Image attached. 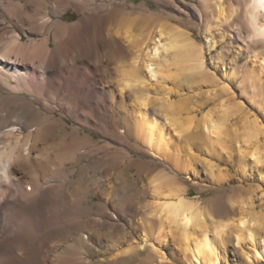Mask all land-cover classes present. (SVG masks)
Masks as SVG:
<instances>
[{
    "label": "bare ground",
    "instance_id": "6f19581e",
    "mask_svg": "<svg viewBox=\"0 0 264 264\" xmlns=\"http://www.w3.org/2000/svg\"><path fill=\"white\" fill-rule=\"evenodd\" d=\"M150 1L163 9L0 0V264H224L226 227L236 246L249 244L246 264L264 262V43L242 24L251 0ZM201 99L213 104L197 118L201 104L186 105ZM202 138L217 153L229 141L243 178L251 161L260 211L236 187L207 204L188 196L180 175L202 184ZM207 164L212 183L229 177ZM236 206L242 214L219 224Z\"/></svg>",
    "mask_w": 264,
    "mask_h": 264
},
{
    "label": "rangeland",
    "instance_id": "374dc122",
    "mask_svg": "<svg viewBox=\"0 0 264 264\" xmlns=\"http://www.w3.org/2000/svg\"><path fill=\"white\" fill-rule=\"evenodd\" d=\"M134 2H137L138 4H142L143 2H147L149 5H151V7H152V10H162L163 9V7L162 6H159V5H157V4H155V3H153V1H150V0H133ZM178 2L179 3H181V1L180 0H178ZM185 2H188V3H191V2H195V3H197L196 2V0H185ZM174 4H176V3H174ZM182 4V3H181ZM165 13H166V15L167 14H176V12L175 11H171V10H169V9H166V11H165ZM66 16H71V17H69L68 19H69V21H72V20H74L75 18H77L78 16H79V14L77 13V11H75V10H73L72 8L71 9H69L68 11H67V14L65 15V17ZM183 17V19L185 20V21H191V24L194 26V27H189V31L192 33V35L194 36V38L196 39V40H198L199 42H201L202 41V36H200V34L198 33L199 31V28H198V26H196V20H193L192 18H190V17H188V16H182ZM191 19V20H190ZM191 24H189V25H191ZM197 28V29H196ZM229 40L227 41V42H225L224 44H221L220 46H218V47H223V46H225V45H228L229 44ZM232 53L230 52L229 53V55L226 57V60L228 61L227 63H229L231 60H232V58H233V56L231 55ZM213 53L211 54V55H209V58L211 59V60H213ZM232 56V57H231ZM249 55H246V54H243V55H240V57H239V61L237 62V67H240L241 68V70L243 69L244 70V68H245V66L247 65V64H249ZM240 80H241V78H239V79H236L235 81H234V83L235 84H233V86H234V88L236 89V91H237V93L240 95V93H241V98L243 99V101H244V103L246 104H249V101L247 100V98L245 97V96H243V90H244V88L243 87H241L239 84H240ZM240 87H239V86ZM205 88H206V85H205ZM242 89V90H241ZM179 92H182V91H179ZM183 92H185V94H186V91H183ZM176 95L174 96V99L175 100H177L176 98H178V100H179V95H181V94H184V93H181V94H179V93H175ZM177 94H179V95H177ZM237 94V95H238ZM186 96H189L188 94L186 95ZM241 98H238L237 97V99L238 100H242ZM246 98V99H245ZM193 101V100H192ZM188 102L187 103V105H186V107H187V109L189 108V110H191L192 108H195V107H199L200 106V104H201V106H200V108H199V110H198V112H197V118H199V117H201L202 115H201V113L203 114V112H205L206 110H207V108L209 107H211L212 106V104H213V101L212 100H209V101H207L206 99H201L199 102L197 101L195 104H197V105H193L194 104V102ZM203 102V103H202ZM212 102V103H211ZM199 103V104H198ZM204 103H206L205 105H204ZM211 103V104H210ZM192 105V106H191ZM204 105V106H203ZM211 105V106H210ZM249 105H251V104H249ZM194 106V107H193ZM208 108V109H209ZM186 111H188V110H186ZM260 112V111H259ZM195 113H193V115H194ZM199 114V115H198ZM190 116H192V115H190ZM233 121V120H232ZM232 121H229V122H232ZM195 122H197V121H195ZM228 122V123H229ZM82 131L83 132H85L84 131V129H82ZM227 139V138H226ZM94 140H101V136L99 135V134H96V133H94ZM200 140H202V141H200ZM200 140H198L197 139V141H198V144L200 143L201 144V146H200V154L198 155V158H199V162H198V166H196L197 167V172L199 173V176H200V179L202 180V184H199V188L198 189H196L195 188V186L193 185L194 184V181L191 179V178H188L187 176H185V175H183V174H181L180 175V179L184 182V180H185V184H186V186L188 187V196L189 197H191V198H193V199H197V200H199V201H201L202 202V204H207L208 202H212V200L214 199V197H217V196H221L222 195V198L224 199V198H226L227 196H228V192L230 191V188L231 187H233L234 189H238V191L236 190V192H238L240 195L242 194V196H239V199H240V201L242 200L243 201V203H248V201H249V203H250V201H253V203H252V205L254 206L252 209H253V211H256V212H258V211H260V209H261V204H262V200H261V194H262V192L263 191H259V190H254L256 187H257V183H256V178L258 177V173L256 172L257 170L255 169V168H253V165H252V163H251V161L249 160V159H247V162H246V169H247V175L243 178L242 177V175H240L241 174V171H240V166H241V162H240V159L238 158L239 156V153L237 154V152H236V149H232L231 147V144H229L230 142L229 141H227L226 140V142H228V144L227 145H229L230 147H226V148H229L230 149V151H226L225 149H223L222 150V147H221V149H219L220 150V152L219 153H217L218 152V148H217V150L216 149H214V148H212V146L210 147L209 146V142L205 139V138H202V139H200ZM206 142H207V144H206ZM202 143L203 144H206V145H202ZM204 147V150H203V147ZM207 146H209V147H207ZM206 148V149H205ZM208 148V149H207ZM210 148V149H209ZM212 148V149H211ZM220 148V147H219ZM228 149V150H229ZM210 150H212V151H210ZM213 150L214 151H216V152H213ZM235 152V155H234V152ZM201 152H203V153H201ZM211 153V154H210ZM212 153H215V154H217V155H215L214 156V154L212 155ZM220 153H223V155L222 154H220ZM232 153V154H231ZM135 155H137V157H140V158H142V159H144V160H150V159H152V157L151 156H148V155H144V154H139V153H134ZM218 155H220V157L218 156ZM231 155H233V156H231ZM212 156V157H211ZM214 156V157H213ZM223 157V158H222ZM232 158L233 159V161H232V159H229V160H226V158ZM236 158H238V159H236ZM207 160H210V161H212L215 165H217V166H222V167H224V168H227V172L229 173V177H231V178H227L226 180H224V181H222L220 184L218 183V184H214V183H212L211 182V179H213V175H212V173H211V171L210 170H207L208 169V164H207ZM227 161V162H226ZM250 161V162H249ZM205 162V163H204ZM154 163H156V164H158L159 166H161V167H165V165H164V163L163 162H161V161H157L156 162V160H154ZM160 163V164H159ZM203 164H205V165H203ZM164 165V166H163ZM201 165V166H200ZM240 165V166H239ZM195 167V168H196ZM207 167V168H206ZM168 169H170L169 167H167ZM200 168V169H199ZM250 169V170H249ZM200 170V171H199ZM210 171V172H209ZM240 171V172H239ZM252 174V175H251ZM186 180H189V181H186ZM148 181H146V183H147ZM251 185V186H250ZM254 186V187H253ZM236 187V188H235ZM239 187H241V190H239L240 188ZM243 187V188H242ZM251 189V190H249V188ZM232 189V188H231ZM254 190V193L252 192ZM221 191H228L227 193H220ZM240 191V192H239ZM243 192V193H242ZM248 192V193H247ZM245 193V194H244ZM230 194H232L231 192H230ZM244 194V195H243ZM248 194H250V195H248ZM237 195V194H236ZM241 197V198H240ZM244 199H248V201H246V200H244ZM245 201V202H244ZM248 203V204H249ZM249 208V209H248ZM248 208H246L248 211L249 210H251L252 211V209H250V207H248ZM241 210H243V209H241ZM241 210H240V207L239 206H236V207H231L230 209H228V210H225L224 212L226 213L225 214V216H223V217H220V219L219 218H217V220H218V223H219V221H220V223H221V225L223 224V225H225V223L228 221V217L229 218H231V220H233V218L235 217V218H238V216H240V214H242L241 213ZM140 216V213L138 214L137 213V216ZM227 217V218H226ZM221 218H223L226 222H224L223 223V221L221 220ZM222 221V222H221ZM235 221V220H234ZM237 221V220H236ZM219 223V224H220ZM228 223V222H227ZM226 223V224H227ZM229 226H231V225H229ZM232 227V226H231ZM230 227H226V229L227 230H225V228H224V231H225V235H224V238H227V239H224V241H225V245H224V247L225 248H223V249H227V251H226V261L227 262H225L224 264H228V263H230V264H246V259H244L246 256H245V254H244V252H246V250L247 251H249L250 250V248H249V244L248 243H244L243 245H237L236 246V242H235V240L233 239L234 237L232 236L233 234L231 233V235H230V232H232L230 229H229ZM139 230V229H138ZM226 231H228L227 233H226ZM230 231V232H229ZM259 231L261 232V231H263V232H261V235L264 237V227H261L260 229H259ZM140 234V231L139 232H137V236ZM226 234H227V236L228 237H226ZM229 236H231V237H229ZM230 238V239H229ZM232 242V243H231ZM229 245V246H228ZM170 246H172V247H170ZM239 246V247H238ZM241 246V247H240ZM169 248H170V250L171 251H173L172 252V254H173V257H174V259L175 260H178V256L180 255V251L178 252L176 249L178 248L177 246H176V243H175V245L173 244V242H171V244L169 245ZM174 248V249H173ZM236 249H237V251H236ZM240 250V251H239ZM241 251L243 252V253H241ZM174 253H175V255H174ZM177 253H179V255H177ZM232 255H234V256H232ZM242 255H244V256H242ZM175 256H177V259H176V257ZM235 258V259H234ZM241 259V260H240ZM242 260H245L244 262L242 261ZM229 261V262H228ZM137 262H139L140 263V261L139 260H137ZM138 264V263H137ZM261 264H264V262H262Z\"/></svg>",
    "mask_w": 264,
    "mask_h": 264
},
{
    "label": "clouds",
    "instance_id": "9594fccd",
    "mask_svg": "<svg viewBox=\"0 0 264 264\" xmlns=\"http://www.w3.org/2000/svg\"><path fill=\"white\" fill-rule=\"evenodd\" d=\"M251 14L242 22L250 43H264V0H251ZM235 14V9L233 10Z\"/></svg>",
    "mask_w": 264,
    "mask_h": 264
}]
</instances>
